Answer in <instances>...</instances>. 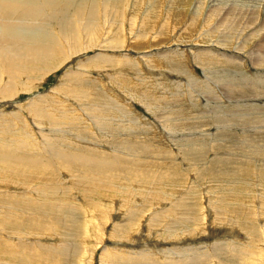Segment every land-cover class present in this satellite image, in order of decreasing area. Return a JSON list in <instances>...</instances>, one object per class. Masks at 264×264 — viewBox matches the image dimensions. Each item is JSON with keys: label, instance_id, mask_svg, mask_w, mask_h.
Instances as JSON below:
<instances>
[{"label": "rangeland", "instance_id": "rangeland-1", "mask_svg": "<svg viewBox=\"0 0 264 264\" xmlns=\"http://www.w3.org/2000/svg\"><path fill=\"white\" fill-rule=\"evenodd\" d=\"M44 1L49 3L30 0L27 10L12 18L0 16V41L33 35L41 42L47 35L46 41L61 45L56 70L37 82L25 78L8 98L0 89V138L15 144L0 145V154L29 160L26 170L15 167L23 184L7 188L1 183L0 195L19 192L12 200L22 193L44 204L47 198H38L35 189H66L48 196L72 201L74 206L57 212L64 219L69 215L63 225L73 220L82 231L70 240L65 264H119L125 258L137 264H264V0H52V7ZM35 9L38 17L30 14ZM90 10L97 20L91 21ZM8 22L14 29H5ZM0 75L7 87L9 80L3 71ZM73 77L83 82L75 91L91 88L123 109L119 117L115 113L108 119L111 128L100 130L81 105L65 100L63 88L70 87ZM37 98H49L47 110L58 102L79 120L40 127L29 115L30 102ZM60 136L71 144L63 146ZM30 142L34 144L27 152L16 147ZM53 146L62 154L49 156ZM99 160L103 166L114 165L110 168L117 175L105 167L90 171L84 166ZM128 168L158 175L162 171L169 179L129 181ZM78 180L87 181L88 187L97 184L92 198L84 197L88 192ZM65 191L69 195L63 196ZM185 199L190 212L181 216ZM40 206L41 212L32 214L43 225L0 223V264H27L28 256L61 264L55 251L63 241L53 233L56 226L45 222L55 215L50 208L46 211L47 204ZM0 208V220H5L8 207ZM16 210L19 219L23 211Z\"/></svg>", "mask_w": 264, "mask_h": 264}, {"label": "bare ground", "instance_id": "bare-ground-1", "mask_svg": "<svg viewBox=\"0 0 264 264\" xmlns=\"http://www.w3.org/2000/svg\"><path fill=\"white\" fill-rule=\"evenodd\" d=\"M21 1V3H18V0H10V4L8 5V3H7V0H2V1H0V16L1 15H8V16H10L11 18L13 17V16H17V14L19 13V12H23V11H26L27 10V8H28V3L30 2V0H20ZM92 1V0H91ZM107 1V0H106ZM115 1V0H114ZM120 1V4H121V0H119ZM119 1H118V3H119ZM140 1V0H139ZM32 2V1H31ZM45 2V1H44ZM47 2H49V3H46L47 4V6L48 7H52L51 6V4H52V0H47ZM59 2V1H58ZM57 2V3H58ZM95 2V1H94ZM116 2V1H115ZM144 2V1H143ZM33 3V2H32ZM37 3V2H36ZM91 3V2H90ZM93 3V2H92ZM91 3V4H92ZM94 4V3H93ZM92 4V5H93ZM143 4V3H142ZM120 6V5H119ZM122 6V5H121ZM120 6V7H121ZM32 7V6H31ZM37 7V6H36ZM42 7V6H41ZM66 7V6H65ZM95 7V6H94ZM35 8V7H34ZM43 8V7H42ZM42 8H39V9H41V10H43ZM54 8V7H53ZM90 8V7H89ZM109 8H111V7H109ZM122 8H123V6H122ZM121 8V9H122ZM138 8V7H137ZM69 9V8H68ZM95 10V9H94ZM104 10V9H103ZM115 10V9H114ZM36 12V9L35 10H31L30 11V14H32V16H34L33 15V13H35ZM90 12L91 13H93V14H91V16L92 17H90V18H92V20L91 21H94L95 19L97 20V11L95 10V12L97 13V14H95V12L93 11V10H90ZM118 12H119V10H118ZM78 13H79V11H78ZM106 13V12H105ZM117 13V12H116ZM121 13H123V12H121ZM26 14H28V13H25L24 12V14H23V16H25ZM83 14V13H82ZM82 14H81V16H82ZM107 14H108V11H107ZM107 14H105V15H107ZM85 15V14H84ZM90 15V14H89ZM27 16V15H26ZM109 16V15H108ZM21 17V16H20ZM34 17H38V15L35 13V16ZM83 17V16H82ZM109 18V17H108ZM41 20V19H40ZM63 20V19H62ZM108 20V19H107ZM149 20V19H148ZM9 21H10V19H9ZM68 22V21H67ZM104 22H106V21H104ZM9 23V22H8ZM87 23H88V21H87ZM69 24H70V22H69ZM71 24H73V23H71ZM68 25V24H67ZM88 25V24H87ZM95 25V24H94ZM15 26H16V24H15ZM70 26H72V27H74V25H69V27ZM0 27H3V26H0ZM14 26L11 24V23H9V25H6V27H5V29H14L13 28ZM17 27V26H16ZM19 27V26H18ZM89 27V26H88ZM93 27V26H92ZM95 27V26H94ZM77 28V27H76ZM4 29V28H3ZM32 29V28H31ZM67 29V28H66ZM69 29V28H68ZM90 29H91V25H90ZM1 30V29H0ZM8 30H7V32H8ZM61 30H62V28H61ZM71 30V29H70ZM78 30V29H77ZM93 30V29H92ZM15 31V30H14ZM75 32V27L73 28V30H71V32ZM11 32V31H10ZM9 32V33H10ZM43 32V31H42ZM70 32V31H69ZM6 33V32H5ZM13 33H15V32H13ZM63 34H65V36H64V40H65V38H66V36H67V32L66 31H64V32H62ZM2 34V33H1ZM7 34V33H6ZM17 35V34H16ZM36 35H38V34H36ZM35 35V36H36ZM11 36V35H10ZM41 36V35H40ZM69 36V35H68ZM8 37H9V34H8ZM72 37V36H71ZM5 38V37H4ZM41 38V42H40V40H36V38L32 35V36H20V37H17V36H11V38H10V40H12V42L11 41H9V40H7L8 38H6V40H3L2 38H1V41H0V71H3L4 72V74H5V76L7 77V79L9 80V84L7 85L6 84V86L7 87H5V86H2V84H3V81H2V78H3V76L2 75H0V89H2V88H4V93H5V95H4V97L3 98H8V97H10V96H8V93L9 92H13V94H14V87L16 86V84H20V83H22V81H24V79L26 78L28 81H30V82H37V81H40L42 78H44V76H46L47 74H49L48 72L51 70V69H53L54 67V69L56 70L60 65H59V61H57L56 60V55L57 54H59L58 52H59V50H60V46L58 45V46H56V42H55V40H49V38H48V40L49 41H46L47 40V35H44V37L42 38V36L40 37ZM51 38V37H50ZM38 39H39V37H38ZM46 39V40H45ZM15 41H17V43L18 42H20L21 44H17ZM65 41H68L67 39L65 40ZM71 41V40H70ZM33 42H37L38 43V45L39 46H37V44H36V46H34L33 45ZM71 42H75V41H71ZM57 44H59V43H57ZM63 44V43H62ZM60 47V48H59ZM262 62H264V61H262ZM57 65H59L58 67H57ZM47 72V74H45ZM79 75H80V73H79ZM35 78V79H34ZM78 80V78H71L70 79V83L68 82V86H70V87H68V88H63L64 90L63 91H65L66 92V95L68 96H66L65 97V95L64 96H62V97H65L66 99L65 100H72V103H74V104H78V105H81V107L83 108L82 110L83 111H85V112H88L87 113V115L89 116L90 115V117L94 120H92L91 119V121H93L94 122V126H98V128L100 129V130H106V129H109V128H111L110 126H111V123L109 122V118H111L115 113H119L118 115H117V117H119V115H120V113H122L123 114V109L122 108H119L118 107V105L116 104V103H114L113 101H111V100H109L108 98H105V97H102V96H99V95H97L96 93H94L93 91H95V90H91V88H89V91L87 90V91H85V92H77V91H75L74 90V88H75V85H77V84H81V83H83V82H80V81H77ZM83 81V80H82ZM8 82V81H7ZM96 83V82H95ZM5 84V83H4ZM23 84H21V86H22ZM66 85V84H65ZM84 85V87H85V84H83ZM79 86V85H78ZM81 86V85H80ZM79 86V87H80ZM231 86V85H230ZM235 86V85H234ZM24 87H25V85H24ZM66 87V86H65ZM82 87V86H81ZM83 87V88H84ZM27 88V87H26ZM76 88H77V86H76ZM209 88V87H208ZM25 89V88H24ZM19 90H21L20 88H19ZM18 90V91H19ZM25 91V90H24ZM58 91V90H57ZM84 91V90H83ZM97 92V91H96ZM62 93H64V92H62ZM98 93V92H97ZM59 94V93H58ZM2 96H3V92H2V94H1ZM207 96V95H206ZM214 96V95H213ZM239 96V95H238ZM48 97V96H47ZM257 97V96H256ZM12 98V97H11ZM39 98V97H38ZM37 98V99H38ZM41 98H43V97H41ZM55 99V98H54ZM143 99V98H142ZM142 99H141V101H142ZM215 99V98H214ZM9 100V99H8ZM35 100V99H34ZM235 100V99H234ZM31 101V100H30ZM52 101V100H51ZM69 101H66V102H68L69 103ZM111 101V102H110ZM147 100H145V99H143V103H145ZM48 102H50L49 101V98H47V99H45V100H41V99H38V101H33L32 100V102H30V103H32V104H30L29 106H31L30 107V109H29V115H31V116H33L34 117V120L36 121V123L41 127V125L39 124V123H47L48 125L49 124H58V127H59V125H62V126H67L68 125V121L67 120H70V118L72 119V120H74L75 122H77L76 121V117H69L68 115H67V113L65 112V108H61L62 106H58V102H56V104H54L55 103V101H53L54 103H52L53 104V107H52V110H47L46 109V107H45V104L47 103L48 104ZM107 102V103H106ZM148 103V102H147ZM156 103H158V102H156ZM165 103V102H164ZM163 103V104H164ZM159 104V103H158ZM47 106V105H46ZM50 106L51 105H49V108H50ZM146 106V105H145ZM22 107V106H21ZM125 107V106H124ZM147 107V106H146ZM76 108V107H75ZM149 108H150V106H149ZM148 108V109H149ZM147 109V110H148ZM69 110V109H68ZM80 110V109H79ZM26 111V110H25ZM50 111V112H49ZM156 111H157V109H156ZM20 112H21V109H20ZM24 112V111H23ZM53 112H54V114H53ZM69 114H70V112L69 111H67ZM52 113V114H51ZM18 113H14V114H12V117H13V115L15 116V115H17ZM22 114V113H21ZM72 114V113H71ZM125 114V113H124ZM10 115V114H9ZM7 116V115H6ZM20 116V115H19ZM16 118H18V116H15ZM14 117V118H15ZM7 118V117H6ZM11 118V117H10ZM12 119V118H11ZM21 118H19V120H20ZM3 120V119H2ZM2 120H0V122H2ZM5 120H7V119H5ZM10 120V119H9ZM8 120V121H9ZM77 120H79V118L77 119ZM11 121V120H10ZM67 121V122H66ZM73 121V122H74ZM132 121V120H131ZM6 122V121H5ZM22 122V121H21ZM83 123V122H82ZM169 123V122H168ZM5 125H6V123H4ZM34 124V123H33ZM70 124V126H71V123H69ZM73 125H75L74 123H72ZM124 124V123H123ZM24 125L27 127V123L26 122H24ZM35 125V124H34ZM55 126H57V125H55ZM54 126V127H55ZM61 126V127H62ZM93 126V127H94ZM25 127V128H26ZM43 127V126H42ZM72 127V126H71ZM1 128V127H0ZM3 128V127H2ZM1 128V129H2ZM24 128V127H23ZM22 128V129H23ZM73 128V127H72ZM4 129V128H3ZM27 129V128H26ZM47 129V128H46ZM70 129V128H69ZM74 129V128H73ZM129 129V128H128ZM30 130V129H29ZM42 130V129H41ZM45 130V129H44ZM2 132H4V131H2ZM1 132V133H2ZM12 132V130H11V128H9V131L7 130V133L9 134V133H11ZM29 132V131H28ZM61 132V131H60ZM0 133V134H1ZM6 133V132H5ZM41 133H43V132H41ZM55 133V132H54ZM57 133V132H56ZM55 133V134H56ZM25 134H26V132H25ZM28 134V133H27ZM46 134V133H45ZM29 135H30V133H29ZM58 135V134H57ZM104 135V134H103ZM2 136H3V134H2ZM59 136V135H58ZM66 136V135H65ZM105 136V135H104ZM44 137H46L45 135H44ZM60 138V140H61V142L60 143H62V145L64 146H66V145H68V144H71V143H69V142H67L66 144H64V142H65V139H66V137H59ZM62 138V139H61ZM21 139V138H20ZM44 139V138H43ZM45 139H47V138H45ZM45 139H44V141H45ZM49 139H52V138H49ZM55 139H56V137H55ZM94 139V138H93ZM48 140V139H47ZM46 140V141H47ZM60 140H58V141H60ZM67 140V139H66ZM92 140V139H91ZM95 140V139H94ZM144 140V139H143ZM22 141V140H21ZM106 141V140H105ZM28 142V141H27ZM48 142V143H47ZM47 142H45V144L46 145H49L50 143H49V141H47ZM103 142V141H102ZM146 142V141H145ZM37 143V142H36ZM42 143V142H41ZM32 144H34V142H30V143H27V144H17L16 145V147L18 146V148L20 149V150H23V151H26L27 152V146L28 145H32ZM43 144H44V142H43ZM0 145H1V147H11V146H13V145H15L14 144V141H5V140H3V139H1L0 138ZM57 145V144H56ZM97 145H99V144H97ZM127 145V144H126ZM148 145V144H147ZM35 146V145H34ZM44 146L45 145H43L42 146V148H44ZM58 146V145H57ZM14 147V146H13ZM46 147H48V146H46ZM45 147V148H46ZM62 147V146H61ZM67 147H69V146H67ZM97 147V146H96ZM126 147V146H125ZM143 147V146H142ZM15 148V147H14ZM70 148H72V147H70ZM131 148V147H130ZM43 150H47V149H42V151ZM126 150V149H125ZM48 152V155L50 156V154H54V155H60V154H62L61 152H60V147H58V149H56V148H54V146H53V149H49V151H47ZM47 155V156H48ZM66 155H69V154H66ZM65 155V156H66ZM66 158V157H65ZM72 159L71 160H80V159H77L76 157H71ZM65 160V159H64ZM64 160H62V161H64ZM0 163H1V165L2 164H4L5 165V168H1L0 167V184L1 185H3V186H6L7 188L8 187H10V186H12V185H14V184H18V186H19V184H20V186L23 184V182H22V177L20 176V175H18V174H16V166H19V168L21 167V168H23L24 170H26L25 168H27L28 167V165H29V160H25L23 157H17V158H12V157H10L9 156V154H0ZM28 164V165H27ZM65 164V163H64ZM100 164H101V166H100ZM3 165V166H4ZM81 166H83V165H81ZM84 166L86 167V168H88V169H90V171H91V169H94V168H99V167H101V169H103L104 167L107 169V171H108V173L110 174V175H115L116 173V171L117 170H113V169H111L110 167H113L114 165H108V166H103V164L101 163V161L99 160V161H86V162H84ZM66 167H68L67 166V164H66ZM159 167V166H158ZM49 168V167H48ZM61 168V167H60ZM63 168H65V167H63ZM70 168V167H69ZM85 168V169H86ZM104 168V169H105ZM173 168V167H172ZM23 169L21 170V173L20 174H24L23 172H25V171H23ZM46 169V168H45ZM62 169V168H61ZM66 169V168H65ZM64 169V170H65ZM129 169V168H128ZM31 170V169H30ZM47 170V169H46ZM46 170H45V172H46ZM75 170V169H74ZM124 170V169H123ZM32 171V170H31ZM37 171V170H36ZM35 171V172H36ZM43 171H44V169H43ZM69 171V170H68ZM76 171V170H75ZM86 171V170H85ZM89 171V170H88ZM131 171V172H130ZM63 173H64V171H62ZM118 172V171H117ZM43 173V172H42ZM50 173V172H49ZM69 173H72V172H69ZM122 173V172H121ZM121 173H120V175H118V176H122L121 175ZM157 173H158V170H157ZM54 174H55V172H54ZM59 174V173H58ZM95 174V173H94ZM123 174V173H122ZM125 174H127V173H125ZM160 174L161 175H158V174H156V173H140V170H139V172H138V170H128V179L127 180H129L130 181V179L133 177L134 179L132 180L133 182H137V181H139V182H141V181H147V180H152V179H169V177H167V176H169L168 174H164V172H160ZM40 175V174H39ZM43 175V174H42ZM45 175V174H44ZM47 175V174H46ZM56 175H57V173L55 174V177H56ZM93 175V174H92ZM117 175V174H116ZM115 175V176H116ZM172 175V174H171ZM26 176V175H25ZM75 176V175H74ZM79 176V175H78ZM95 176V175H94ZM97 176V175H96ZM95 176V177H96ZM125 176V175H124ZM47 177V176H46ZM81 177H83V176H81ZM112 176H110V177H108L109 179L111 178ZM28 178V177H27ZM34 178V177H33ZM53 178V177H52ZM77 178V177H76ZM80 178V177H79ZM84 178V177H83ZM86 178H88V177H86ZM85 178V179H86ZM104 178V177H103ZM102 178V179H103ZM107 178V177H106ZM115 178V177H114ZM24 179V178H23ZM37 179V178H36ZM35 179V180H36ZM40 179H41V177H40ZM40 179H38V180H40ZM43 179V178H42ZM47 180H48V178H46ZM74 179V178H73ZM88 179H92V181H93V179H94V177L92 178H88ZM116 179V178H115ZM118 179H119V177H118ZM26 180V179H25ZM84 179H82V181H83ZM87 180V179H86ZM98 180H100V179H98ZM107 180V179H106ZM105 180V181H106ZM112 180V179H111ZM117 180V179H116ZM121 180V179H120ZM19 181V182H18ZM42 181V180H41ZM74 181H75V179H74ZM77 181V180H76ZM79 181V180H78ZM85 181V180H84ZM104 181V182H105ZM110 181V180H109ZM52 182H54L53 180H52ZM93 182H95V181H93ZM97 183H98V181H96ZM116 182V181H115ZM121 182V181H120ZM123 182V181H122ZM3 183H6V184H3ZM29 183V182H28ZM77 183H79L80 184V187H81V189L83 188V189H85L87 192H85V193H87L84 197L85 198H92L91 196V194L93 193V189H95L94 187H96L97 186V184H95V183H92V184H90L89 185V187L87 186V181H86V183L85 182H81L80 183V181L79 182H77ZM91 183V182H90ZM113 183H114V181H113ZM40 184H41V182H40ZM53 184V183H52ZM75 184H76V182H75ZM78 184V185H79ZM100 185H102L101 183H99ZM110 184V183H109ZM109 184H108V186H109ZM99 185V186H100ZM111 185V184H110ZM39 186V185H38ZM45 186V185H44ZM55 186V185H54ZM98 186V187H99ZM103 186V185H102ZM193 186V185H192ZM29 187V186H28ZM41 187H43V185L41 186ZM107 187V186H106ZM114 187V186H113ZM194 187V186H193ZM30 188V187H29ZM40 188V187H39ZM48 188V187H47ZM45 189V191H40L39 189L36 191V189H35V191H33L34 193L33 194H35L36 193V195L38 196V198H40V197H43V198H47L46 200H47V202L45 203L44 202V204H42V202H41V204H39V203H37V202H33L30 198H28V196L27 197H25L24 195L23 196H18V200H12V198L11 197H15V195L16 194H19V192L18 193H12V194H9V192L8 193H6V191H5V193L6 194H4V195H0V207H3L4 209L6 208V207H8V208H6L5 210L6 211H8V212H5V214H2L3 216L2 217H6L5 218V220H3V218H2V220H0V223L1 224H9V223H12V225H15V224H23V226H27V225H30V224H28L27 223V221H32V222H35V225H37V227L38 226H40V225H43V223H41L40 221H38V220H36L34 217H36V218H39V219H41L40 217H38V216H35V215H33L32 213L34 212L33 210H35V212H37L36 211V209L38 210L39 209V211H40V205H46L47 204V206H45V208L47 207V208H50L51 209V207L52 206H48V204L49 203H51V204H53V208L51 209V211L49 212V214H52V215H55V217L53 216H49V217H47L48 219H47V221H45V222H47L48 223V225L49 224H51V226L52 225H55L56 227V230H53L54 232V234L55 235H57V236H59L60 238H61V240L63 241V243H62V246L59 248V249H57L55 252H57V254H59V260H61V264H65L66 263V254H65V252H68V250H69V246L71 245V244H69L70 243V240L71 239H73V238H75L74 236H77V237H80V235H79V233L81 234V232H80V229H78L77 228V224H79L78 222H74L73 223V220H71L72 221V223H70L71 221H69V225H68V227L66 226V225H63V223L65 222V223H67V221H65V219L66 220H68L67 219V217L69 216V215H67L66 216V218L64 219V216H63V214L62 213H60V212H57V209H62V208H66V210H67V207H69V206H71V205H73L74 206V204L72 203V201L71 202H69V201H64V199L61 197L62 196V194H61V200H63V201H60V199L59 198H57L56 196V199H54V197L53 198H49L48 196L49 195H57V194H60L61 192V190H66V189H64L63 188V186L61 187V188H51V189ZM77 188H79V187H77ZM97 188V187H96ZM109 188L111 189V186H109ZM76 189V188H75ZM104 189V188H103ZM43 190V189H42ZM96 190V189H95ZM98 190V189H97ZM73 191H75V190H73ZM72 191V192H73ZM29 192V191H28ZM80 193H81V190L79 191ZM50 193H52V194H50ZM44 194V195H43ZM83 194V193H82ZM95 194V193H94ZM64 195H69V192L68 191H65L64 192V194H63V196ZM97 195V194H96ZM58 196V195H57ZM72 196V195H71ZM100 196V195H99ZM33 197V196H32ZM36 197V196H35ZM67 197V196H66ZM65 197V198H66ZM104 197V196H103ZM68 198V197H67ZM58 199V200H57ZM35 201V200H34ZM182 202V201H181ZM185 202H186V207H184V208H182L181 210H179L178 212H180V214H178V215H181V216H183V215H188L189 213L188 212H190V211H185V210H188L190 207H189V199H185ZM50 205V204H49ZM40 206V207H39ZM188 206V207H187ZM3 208H2V210H3ZM10 208H15V210H16V208L18 209V210H20V211H23V213H21L22 214V216L21 217H19V219H18V217H16L15 216V210H11ZM47 208H46V211H47ZM1 209V208H0ZM1 210V211H2ZM13 211V212H10V211ZM43 210H45V209H43ZM183 210V211H182ZM59 211H61V210H59ZM63 211V210H62ZM71 211V210H70ZM102 211V210H101ZM3 212V211H2ZM16 212H17V210H16ZM41 212V211H40ZM48 212V211H47ZM63 212H66V211H63ZM68 213H69V210L67 211ZM89 212V211H88ZM72 213V212H71ZM131 213V212H130ZM136 213V212H135ZM14 214V215H13ZM20 214V213H19ZM25 214V215H24ZM46 214V213H45ZM65 215L67 214V213H64ZM75 214V213H74ZM133 214V213H132ZM1 215V214H0ZM18 215V214H17ZM72 215H73V213H72ZM72 215H71V218H72ZM76 215V214H75ZM74 215V217H73V219H75L74 221H76V219H77V217ZM87 215V214H86ZM129 216H130V214H128ZM19 216V215H18ZM162 216V215H161ZM165 216V215H164ZM41 217H44V214L41 216ZM46 217V216H45ZM76 217V218H75ZM70 218V217H69ZM42 220V219H41ZM21 221V222H20ZM78 221H79V219H78ZM9 222V223H8ZM64 223V224H65ZM12 225H8L9 226V228H11L12 230H13V227H15V226H12ZM45 225V224H44ZM47 225V224H46ZM63 225V226H62ZM2 226V225H1ZM23 226H21V227H23ZM64 227V228H62V227ZM73 226V227H72ZM20 227V226H19ZM2 228V227H1ZM8 228V227H7ZM17 228V227H16ZM171 227L170 226H168V229H170ZM10 229V230H11ZM15 229V228H14ZM21 229V228H20ZM44 229V228H43ZM47 229V228H46ZM64 229H65V231H64ZM120 229V228H119ZM124 229V228H123ZM7 230H9V229H7ZM32 230V229H31ZM34 230V229H33ZM32 230V231H33ZM24 231V230H23ZM28 231H29V229H28ZM44 231H46L45 229H44ZM8 232V231H7ZM13 232V231H12ZM33 232H38L37 230H35V231H33ZM32 232V233H33ZM24 233V232H23ZM46 232H44V234H45ZM13 234H15L14 232H13ZM21 234V233H20ZM37 234V233H36ZM121 235V234H120ZM76 237V238H77ZM117 237H118V234H117ZM73 243V242H72ZM72 246V245H71ZM70 254V253H69ZM109 255L111 254V252L110 253H108ZM142 257H147V253L146 252H141V254H140ZM56 256H58V255H56ZM106 256H108V255H106ZM110 257V256H109ZM34 258H37V257H29L28 256V258H27V260H26V263L27 264H35V263H42V264H44V261L40 258V259H38V260H31V259H34ZM42 258H44V260H46V261H48L44 256H42ZM107 258V257H106ZM55 259V258H54ZM45 261V262H46ZM50 262L52 261L53 262V260H49ZM55 261V260H54ZM56 263H58L57 261H55ZM133 261H131L129 258H125V259H121L120 260V263L119 264H137V263H132ZM59 263H60V261H59ZM150 264H156V263H150Z\"/></svg>", "mask_w": 264, "mask_h": 264}]
</instances>
